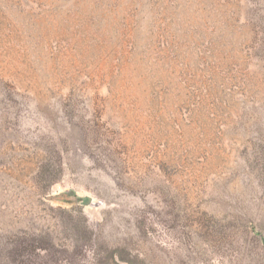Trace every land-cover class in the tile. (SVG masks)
Segmentation results:
<instances>
[{
    "label": "rangeland",
    "instance_id": "obj_1",
    "mask_svg": "<svg viewBox=\"0 0 264 264\" xmlns=\"http://www.w3.org/2000/svg\"><path fill=\"white\" fill-rule=\"evenodd\" d=\"M0 264H264V0H0Z\"/></svg>",
    "mask_w": 264,
    "mask_h": 264
}]
</instances>
